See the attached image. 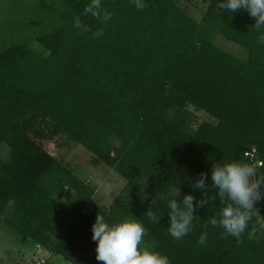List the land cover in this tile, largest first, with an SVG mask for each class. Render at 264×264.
<instances>
[{"label":"trees","instance_id":"trees-1","mask_svg":"<svg viewBox=\"0 0 264 264\" xmlns=\"http://www.w3.org/2000/svg\"><path fill=\"white\" fill-rule=\"evenodd\" d=\"M205 1L198 20L177 0H145L142 10L133 0H102L112 16L101 23L84 14L90 0H0V224L22 244L63 264H101L91 226L105 214L109 223L141 222L149 245L140 247L170 264H264V234L249 239V228L238 242L209 222L222 206L214 163L242 161L264 173V30L246 10ZM77 16L89 32L73 27ZM217 35L247 58L216 46ZM190 105L215 121L193 128ZM57 135L124 177L106 209L91 205L93 185L45 150ZM201 174L204 190L194 186ZM171 184L206 201L180 240L169 235L159 199ZM255 207L264 216V200Z\"/></svg>","mask_w":264,"mask_h":264},{"label":"clouds","instance_id":"clouds-1","mask_svg":"<svg viewBox=\"0 0 264 264\" xmlns=\"http://www.w3.org/2000/svg\"><path fill=\"white\" fill-rule=\"evenodd\" d=\"M133 3L140 10L146 7L145 0H133ZM217 6L228 13L246 10L255 18L253 25L256 30H264V0H218ZM84 14L91 15L101 23H107L112 16L103 8L102 0H90ZM73 27L83 32L90 31L79 16L74 18ZM102 34L96 31L93 36L98 38ZM258 43L264 44V34L259 36ZM34 47L43 50L38 42ZM43 51L44 55H50L49 50ZM208 178V175L201 174L194 181L195 188L204 190ZM210 179L211 187L216 189L222 203L216 216L210 218V224L222 228L225 235L234 237L238 242L249 228V239L256 238L258 232L264 234V216H258L255 207L257 202L264 200V192L261 191L264 188V173H259L255 166L242 161L216 162L211 168ZM137 182L144 188L146 181L143 177ZM159 199L166 202L168 233L175 240L182 239L192 230L193 220L197 216L196 208L206 203L191 193L182 195L177 184L169 185L167 193L160 194ZM148 217L154 223L159 222L158 215L153 211L148 212ZM146 232L145 226L138 220L124 218L109 223L105 214H97L91 226L96 260L101 264H170L166 255L140 247ZM198 243L206 245L207 232L200 235Z\"/></svg>","mask_w":264,"mask_h":264},{"label":"rangeland","instance_id":"rangeland-1","mask_svg":"<svg viewBox=\"0 0 264 264\" xmlns=\"http://www.w3.org/2000/svg\"><path fill=\"white\" fill-rule=\"evenodd\" d=\"M181 6H185L196 19H200L206 9L205 0H177ZM32 46L34 47V44ZM214 44L224 51L245 60L248 51L245 48L225 39L221 35L214 38ZM37 49L36 47H34ZM38 50V49H37ZM191 116L194 118L192 127L198 126L203 121L215 120L201 110L188 106ZM44 148L60 163L66 166L70 172L81 180L91 184L95 188V195L91 205H97L106 209L115 196L125 185V179L116 171L101 162L94 163V157L81 145L75 143L65 135H57L44 143ZM4 150V148H2ZM62 199V197H59ZM11 210L5 213L8 215ZM142 246L149 245L144 240ZM55 256V255H54ZM63 264L62 261L42 249L22 244L20 236L11 228L0 224V264ZM50 260V261H49Z\"/></svg>","mask_w":264,"mask_h":264}]
</instances>
